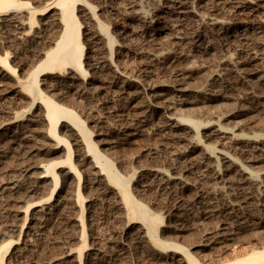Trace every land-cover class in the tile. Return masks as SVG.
<instances>
[{
	"label": "bare ground",
	"instance_id": "bare-ground-1",
	"mask_svg": "<svg viewBox=\"0 0 264 264\" xmlns=\"http://www.w3.org/2000/svg\"><path fill=\"white\" fill-rule=\"evenodd\" d=\"M90 1L91 0H0V93L4 95L3 98L10 100V110L4 112L5 118L0 122V149L2 148L0 154L4 158V156L10 151H19L21 152L22 156L24 155L25 157H28V159H30V157H36V161H38L37 156L39 157V160L41 158L39 155L44 157L34 165L32 164V168L37 171L35 175H26V179L24 180L15 178L10 180L9 178L5 182H0L1 196L2 194L6 195L5 197L8 199V201L21 203V207H17L16 213L19 214L21 217V222H23L22 224L19 223L15 225H9L7 229L8 232L0 234V264H13V257L21 258L23 255L24 246H20L18 238L17 240H12V235L10 236V233L14 235L17 231L19 232V228H22L25 223H27L26 229H29L30 227L34 226L31 225L32 222L33 224H36V216H40L42 220L45 219V221H47L46 219H50V217H52V213L55 212V209L60 210L62 208L63 212V209L65 208L64 206L68 202L70 203L73 198L76 199V204L80 205V210H82L81 208L83 205V198H81L82 195L80 192V187L83 188L84 186H81V183L82 185L88 184V187L95 188L113 201V208L115 209V214H117V217L119 216L118 218H127L128 224L124 226V229L128 230L127 232L134 229L136 227L135 224H143L145 227L144 230H139L140 227L137 226L138 231H134V234H130L131 232L126 233V236H128L129 239L134 242V244L142 245V243L147 241H144L146 237L153 239L158 224H161L160 221L162 220L160 217L149 213L146 211V208L143 205L133 200L130 192L132 191L130 190V186L132 184L125 183L123 181V177L120 175L121 173L115 170L114 165L113 168V163L111 164L108 160L109 157H106L103 154L101 147H98L94 142L95 140H93L92 137L95 136L94 132L96 130L91 131L86 123L90 119L89 117L91 114L89 113L90 115L88 118V115L86 116L88 119L86 122L82 120L81 117H79L81 112L78 115L77 111L74 110L77 112L75 113L72 110L73 107L75 108L74 104H71L72 101L68 102L71 104V106L73 105V107H68L70 106L67 105L69 103H65L67 102L68 98L89 102L101 96L107 98V103L117 100L121 106V109H132L133 112L128 111L127 114L128 116H131V122H129L137 129L145 128L152 119H156V115H159L157 119V121L159 120L157 130L159 129L158 131L167 137H170L181 143H185L184 145L187 146V148L194 150L199 146L200 134L203 133L205 127L196 121L182 118L180 113L182 112V106L188 100V94L193 93L196 98V95H200V91L197 89L192 90L193 88H190L191 84H189L190 87L188 86V79L185 76L186 72H184L185 70L180 69L181 71L177 70V74H179L173 80H171V82L168 81L167 84L169 85L160 86L164 89L165 87L170 88L173 94L168 97L158 93L154 84H152L151 80V82H149L148 78V74H150L149 69L151 63H144L145 60L143 62L140 61V58H142L140 50H147V48H149L146 51L148 59L152 62V64H159L165 68H173L179 58L189 60L193 63V65L195 64L194 66L197 64L200 68H204V61L202 58H204L206 55L209 56L210 54V48L208 46L207 40L210 38H207L209 34L206 35V32L208 30L211 32L215 31V33L218 32L217 34H223V36L221 35L222 37H226L231 40L232 44L233 41H236L240 44L238 45L242 47V51H240L236 45L232 46L234 49L231 51H234L235 54L240 55L243 50L247 52L244 61H241V63L243 62L242 65L246 66V68H243L244 70L241 68L242 71L247 69V73L250 74H254L258 71L264 73V0H154L162 7L163 15H161V11L159 15L158 12L152 15L150 11H147L145 9L146 5L143 6V3L148 0H130L127 3L129 8L128 12H126V15L123 13V15L126 16V27L123 30L121 29L122 31L119 34L117 33L119 37L118 39L115 38L116 35L114 37V34H111L108 26L101 20L102 11L106 4L105 0H95L94 2ZM215 5L220 6V10L217 9V7L213 8ZM151 15L155 19L152 18ZM80 18H82V20L84 19V22L87 23H85L87 26L83 27V30L81 27L82 23L80 22ZM186 20L192 21L195 27L194 30L191 31L189 28L187 30L188 32L186 30V32L181 31L183 24L184 28L185 24L187 23ZM134 25H136L135 27H138L137 25H139L141 29L144 30L146 38L143 43H140V46L138 45L139 47H137L135 44L136 48L129 45L132 38L130 41H128L129 44L127 43V40H129L127 38L130 35V32H133L132 27ZM84 39L88 40L87 48H85L86 46L84 45ZM3 45H7V47L10 45L11 51L9 52L2 49ZM231 51L229 53H231ZM212 52L213 51H211V53ZM223 54L225 53L223 52ZM223 54H221L222 56L220 59H216H219V63L224 64L226 62H234L235 59L232 60V57H230L229 54ZM237 65L238 63L236 66ZM129 66H132L135 69L136 74L134 76L133 73L129 71ZM236 68L239 72L240 69H238V66ZM128 72H131L132 75H130ZM201 73L204 75V72ZM219 73L216 71L209 72L205 74V80L207 82L217 80ZM142 95L146 96V101L143 100ZM103 101H105V99ZM98 102V104H101L100 101ZM191 102H193V100ZM88 105L90 104L88 103ZM101 105L98 106L100 107ZM86 113H88V111H85V115ZM92 116L94 117V115ZM83 117L85 118L84 115ZM210 119L213 120L214 118L211 117ZM98 123H100L101 126L103 124V122ZM122 123H124V121ZM122 123L120 122L118 124L119 127ZM124 124H126V122ZM124 124H122L123 127ZM209 126L210 124L208 127ZM181 130L183 133L180 132ZM209 132L210 131H208V133ZM98 134L102 135L103 133ZM225 134L226 132L221 126L214 124L212 127V133L207 135V137L209 136V139L215 141L213 142L210 140V142L216 143L215 147L205 148L203 150L201 149L202 152L198 153L199 156H193L197 157L195 158L197 160L192 161L193 164L195 162L198 169L204 173L211 174L213 177H217L219 173L218 162H221V165L224 168L222 166L221 167L224 170L231 169L235 171L237 174L236 176H238L241 189H243V186L247 187V189L249 188L250 190L257 191L261 182H258L256 175L250 170L253 167H250L249 169L242 164H238L235 158L232 156L233 154L230 151L229 152L232 155L226 152L228 147V150H230V146L228 144L230 141H225V136H227V138L230 136ZM38 136L45 140L44 146H39L36 148L31 146L28 147L27 142L36 141ZM201 136L203 135L201 134ZM204 142H206V140H204ZM231 143L230 145L232 148ZM233 148L236 150H234V152L240 154L243 157L257 155L258 161L261 159L260 161L264 162V140L244 141L243 139H238L237 144ZM257 158H255V161H257ZM186 159L188 160L189 158ZM251 159L252 158L250 157V160ZM250 160L247 162H251ZM252 160H254V158ZM247 162L245 159V164ZM193 164H191V166ZM141 168L142 172L145 173L144 175L148 178V182L146 181V184L148 183V185H155L161 190H172V188L175 186L180 185L181 187L184 184L183 177L185 175L180 170V167V169L175 167L178 168L176 169L178 171L174 170L172 172H168L169 170L166 171L158 165H152L149 167L142 165ZM260 169L261 168H259V170ZM260 175L264 177V168L262 169ZM26 181L27 185L28 183L32 185L25 188ZM43 183H46L48 184L47 186H49V197H47L46 202L38 205L35 204L36 202L23 203L21 201V197L19 196L24 189H27L26 191L28 193H33L36 191L35 188L37 189V187ZM59 183H61L60 190L56 191ZM259 190L264 191V189ZM216 191L220 193L218 190ZM210 193H212V191ZM262 193L264 194V192ZM22 203L24 204L23 206ZM239 205L242 206V204ZM247 205L248 204H246V206ZM235 209L236 208H233L232 210ZM169 211H167V213ZM176 214L177 213H175V216ZM252 215L253 214H251V217ZM78 219L82 220L81 216L78 217ZM78 219L75 221L78 222ZM81 220L80 222L82 223ZM237 221L239 222L240 220L238 219L236 222ZM39 222L37 223V231H43L46 227V224L45 222ZM241 222L243 224V221ZM246 222L248 223V221ZM254 223L258 225L257 222ZM80 225L83 226V224ZM76 226L77 229L75 228L73 231L79 237L78 240H81L83 239L84 229L81 233L82 227L78 231L79 225L77 224ZM236 230L238 231V229ZM216 231H218V229ZM216 231L213 239L215 242L225 239L226 233L222 227L218 232ZM251 231L253 232V230ZM79 232L81 234L78 235ZM77 236H75V238ZM260 241H262V239ZM155 244L160 248H174L176 251H170L179 255H182L183 253L188 264H198L187 253V251L183 249L174 246H166L161 242H156ZM256 247L258 246L256 245ZM177 250L182 253L179 251L177 252ZM242 254L243 253H241V255ZM69 255V250H65L61 252L60 258L68 257ZM236 256V258H228L226 260L230 259L229 261L220 264H264V247L253 250L242 257H240L239 254ZM80 261L81 259L79 260V264ZM214 263L217 264L216 262Z\"/></svg>",
	"mask_w": 264,
	"mask_h": 264
},
{
	"label": "rangeland",
	"instance_id": "rangeland-1",
	"mask_svg": "<svg viewBox=\"0 0 264 264\" xmlns=\"http://www.w3.org/2000/svg\"><path fill=\"white\" fill-rule=\"evenodd\" d=\"M92 1L94 2L95 0H91L90 2ZM129 1L130 0H105L106 4L102 11L101 20L108 26V29H110L109 31H111V34H114L113 35L114 37L116 35L115 38L117 39L119 38L118 34L126 27L125 26L126 16L124 15H126V12H128L129 8H128L127 3ZM143 6H145V9L147 11H150L152 15L156 14L157 12L159 15L160 11H161V15H163L162 7L158 5V3H156L154 0L145 1L143 3ZM216 7L217 9L220 10V6L215 5V7L213 8H216ZM81 20L82 18H80V22L83 24V25L81 24V27L83 30L84 29L83 27H86L87 23L84 22V19L82 20L83 22ZM186 21L188 24L185 22L186 23L185 27L183 28L184 26L183 24L181 31L186 32L189 28H190L189 30L191 31L194 30L195 27L192 21L190 20L189 21L186 20ZM135 26L136 25L132 27L133 32H130V35L127 38L129 39L127 40L128 44H129L128 41H130L132 38L129 45H131L134 48H136V45L137 47H139L140 43H143L144 40L146 39L144 30L141 29L139 25H137L138 27H135ZM217 33H215V31L211 32L209 30L206 32V35L209 34L207 38L209 37L211 39V40L210 39H207V40H208V46L210 48V54L212 56L210 54L209 56L206 55L204 57L206 60L202 58L204 61L203 62L204 68H200L197 64L196 66H194L195 64L193 65L192 62H190L189 60L183 59V58H179V60H177L176 65L173 66V68L172 67L165 68L159 64H155V63L152 64V62L148 59L146 55L147 53L146 51L149 48H147V50L141 49V50H144L145 52L139 49L141 52L142 58H143V59L140 58V61L143 62L145 60L144 63L148 62L149 64L150 63L152 64V65L150 64V69L152 68L153 70L149 69L150 74H148V78H149V82L152 81V84H154L158 93H161L168 97H170L173 94L170 88L165 87L164 89V88H161L160 86L169 85L167 84L168 81L171 82V80H173L179 74V73L177 74V70L178 71L185 70L184 72H186L185 76L188 79V86L189 84H191L190 85L191 87L190 86L189 87L193 88L192 90L197 89L198 91H200L199 92L200 95H196V98L193 93L188 94L189 96V97L187 96L188 100L186 99L187 102L181 108V111L184 113L182 112L180 113L182 118L196 121L198 123H201L202 126L205 127L206 131L204 130L203 133H201L203 136H201L200 134V142H199V146L197 147V149L191 150L187 148V146L184 145L185 143L183 142L181 143L177 140H174L170 137L165 136L163 133H160V131H158L159 129L157 130V125L159 121V120L157 121V119L159 115H156V119H152L145 128L137 129L136 127L131 125L130 123L131 116H128L127 114L128 111L133 112L132 109L131 108L121 109V106L117 100L107 103L106 102L107 98L100 96L98 97L99 99L98 98L94 99L97 102L94 100L89 101V102L87 101L83 102L81 100L79 101V100H75L71 98H68L67 102H65L67 104L72 101L71 104L73 103L75 108L73 107V105L71 106L70 103L67 104V105H70L68 107H73L72 110L77 111L78 113L75 111L74 112L77 113L78 115L81 112L80 115L81 114L82 115L81 116L79 115V117H81V119L84 120L85 122L88 120L87 118L91 114L89 117L90 119L86 123L91 131L96 130L95 132L93 131L95 136H93L92 138L93 140H95L94 142L97 144V146L101 147L103 154L106 157H109V159L108 158L107 159L110 161L111 164L113 163L112 166L113 165L115 166V170L121 173L120 175L123 177L122 178L123 181L125 183H129V184L131 183L132 184L130 186L131 188L134 187L133 189L130 188V190L132 191L134 190L133 191L134 193L130 191L131 197L133 198V200L143 205L146 208V211H148L149 213H152L160 217L161 220L164 222L163 223L162 221H160L161 224L160 223L158 224L156 233L154 234V238L149 239L148 237H146V239H144V241L147 240L146 242H144L145 244L144 243H142V245L134 244V242L131 239H129L128 236H126L127 235L126 233L131 232L130 234L132 233L134 234V231H138V227H140L139 230H144L145 227L143 226V224L137 223L135 224L136 227L134 229L127 232L128 230L124 229V226L128 224L127 218L125 217L118 218L119 216L117 217V214H115V209L113 208V201L110 198L106 197L104 194H102L100 191L96 190L95 188L88 187L89 186L88 184L82 185L81 183V186H84L83 188L80 187L81 188L80 192L82 195L81 198H83L82 200L83 205L81 208L82 210H80V207H79L80 205L76 204L75 202L76 199L73 198L71 200L72 202L70 201V203L68 202L69 204L67 203L64 206L65 207L63 209L64 213L62 212V208L60 210L55 209L54 210L55 212L52 213V217H50V219L47 218L46 219L47 221H45V219L42 220L40 216H36V224H33L32 222L31 225H34V226L30 227L29 229L27 228L28 230L26 229L27 223H25V225L22 228H19V232L18 231L16 232L17 234L15 233L13 235L12 233H10V236L12 235L11 236L12 240H17L18 238L19 239L18 242L20 246L22 247L24 246L23 255L21 256V258L16 257L18 259L13 257L12 259L13 264H20V263L21 264H33V263L34 264H79L80 259H81L80 264H188L182 252L177 250V252L179 251L180 253H182L183 256L175 252L173 253L172 251H176L174 248H167V247L160 248L155 244L156 242H161L162 244L166 246L167 245L172 246V247L174 246V247L187 251V253L198 264H215L214 262H216L217 264H220V263L229 261L230 259L226 260L228 258H232V259L236 258L237 257L236 255L238 254L240 257H242L253 250L264 247V230H263L264 229V194L262 193L264 191L259 190V189H264V180H263L264 177L260 175L262 169L264 168L263 167L264 162H261L260 161L261 159H259L258 161L257 155L252 154L255 156H250V155L249 157L244 156L246 157L245 158L246 162L250 160V157L252 159L254 158V160L251 159L250 160L251 162H247L245 164V159H243L244 157L234 152L235 149L233 148L237 144L238 139H243L244 141L264 140V127H263L264 124H262L264 123V91H263L264 90V73L261 71H258V72H255L254 74H250V73H247V69H245V71H242V69L246 68V66H243L242 65L243 62L241 63V61H244V58L246 57L247 52L243 50V52L240 55L235 54L234 51L233 52L231 51L234 49L232 46L236 45L237 48L240 51H242L241 50L242 47L239 46L240 44L237 43L236 41L235 42L233 41V44H232L231 40H229L226 37H222L223 34L221 33L217 34ZM84 41H85L84 45L86 46L85 48H87L88 40L84 39ZM9 47L10 45L8 47L7 45L6 46L3 45L2 49L10 52L11 47L10 48ZM229 50L231 51V53H229L230 52ZM211 51H213L214 53L212 52L213 53L212 54ZM223 52L225 54H229L230 57H232V60L235 59L234 60L235 64L234 62L232 63L226 62L224 64L219 63L218 61L220 57L222 56L221 54H223ZM217 58L219 59L216 60ZM237 63H238L237 65L238 69H240L239 72L236 68ZM190 65H192L193 67ZM131 67L132 66H129L128 68H130L129 71H131L134 76L136 74L135 69ZM208 68L211 70H209ZM131 69H134V70H131ZM205 71L207 73L212 72V71H216L218 73L220 72L219 73L220 78L218 77L217 80H214V81L212 80V81L207 82L205 80V74H207ZM131 72H128V73L132 75ZM201 72H204V75ZM131 90H134V89H131ZM3 97L4 95L0 93V122L5 118L4 112L10 110V100H7L6 98H3ZM142 97H143V100L146 101V96L142 95ZM104 99L105 101H103ZM192 100L193 102H191ZM98 101H100L102 105L98 104L99 103ZM91 102H94V103H91ZM88 103L90 105H88ZM91 105H92V108H91ZM98 105H101V106L99 107ZM85 107H86V110H85ZM88 108L89 110L91 108L90 112ZM85 111L86 112L88 111L86 115H85ZM210 113L212 114V116ZM83 115L85 116V118L83 117ZM92 115H94L95 118ZM119 116H122L123 118ZM211 117H213L215 120L210 119ZM122 120L124 121V123L126 122V124L122 123L123 122ZM119 121L122 124H124V127L122 124L119 127L118 125L120 123ZM127 121L128 122L130 121V122L128 123ZM98 122H103L102 126ZM218 122L222 123L223 125L219 124ZM213 123L217 124L218 126H221L226 132L225 135L230 136L227 138V136L224 135L225 141L227 142L230 141L228 142L230 146V150H228L229 149L228 147L226 149V152L229 153L230 155L233 154L232 156L235 158L238 164H242L249 169L250 167H253L250 170L256 175V179L258 180V182H261L260 187L257 191L250 190L249 188L247 189V187H243V186L242 188L244 190L241 189V185L239 184L240 182L238 180V176H236L237 174L235 173V171L231 169L224 170L223 169L224 167L221 165V162H218V172L219 173L217 177H213L211 174L204 173L203 171L198 169L195 162L193 164L192 161L197 160L195 159L197 157H193V156H199L198 153L202 152L203 149L210 148V147L212 148V147H215L216 145V143H213L215 141H213L212 139H209V136L207 137V135L212 133V127L214 126ZM209 124L210 126L208 127ZM208 131H210L211 133L210 132L208 133ZM180 132L183 133L182 130ZM98 133H103V134L99 135ZM204 136L207 138H205ZM40 138L41 137L38 136L36 141H28L27 146L28 147L31 146L34 148L39 147V146H44L45 140H43L42 138L40 139ZM203 139L206 140V142H204ZM210 140L213 142H210ZM96 141L99 143H97ZM230 143L232 144V148H231ZM1 150L2 148L0 149V151ZM10 152H8L5 155L6 157L4 156V158L0 154L1 156L0 157V182L2 181L5 182L9 178L10 180L14 178L24 180L26 179V175H35L37 171L34 168H32V166L36 162L40 161L41 158L42 159L44 158L42 155H39L41 158L39 160L38 159L39 157L37 156L38 161H36L35 160L36 157H30V159H28V157H25L24 155L22 156L21 152L19 151H10ZM186 158H189V159L187 160ZM255 158H257V161H255L256 160ZM190 163L193 165L191 166ZM142 165H144L145 167L146 166L149 167L152 165H158L166 171L169 170L168 172H172L174 170L178 171L176 169L180 167L181 169L180 168L179 169L185 175L183 177L184 184L181 187L180 185L175 186L174 188H172V190L171 189L161 190L155 185H148V183L146 184V181L148 178L144 175L145 173L142 172V168H141ZM175 167H178V168H175ZM259 168L261 169L259 170ZM215 179H217L218 181ZM30 185L32 184L28 183L27 185V181L25 182V188H27V186H30ZM47 185L48 184L46 183L40 184L37 187V189L35 188L36 191H34L33 193L31 192L28 193L26 191L27 189L26 190L24 189L19 196L21 197L20 198L21 201L23 203L25 202L35 203L36 202L35 204H38V205L43 204L44 202H46L47 197H49L48 196L49 186ZM59 185H58L59 187L57 186L58 189L56 188V191L60 190L61 183H59ZM216 190H218L220 193H218ZM211 191L212 193H210ZM253 193H256V194H253ZM222 195L223 197L225 196L224 197L225 200L223 199ZM5 196L6 195H3V194L1 196V193H0V234L7 233L8 232L7 229L9 225L23 223L21 222V217L19 216V214L16 213V209L17 207H21V203H15L12 201H8V199ZM243 199L247 201H244ZM259 201L261 202V204ZM23 203H22V206L24 205ZM239 204H242V206ZM246 204L248 205L246 206ZM233 208H236L237 210L236 209L232 210ZM173 210L175 211V213H177L176 216ZM167 211L169 212L167 213ZM245 211L247 213L249 212L250 213L247 214ZM210 212H212L213 214ZM251 214L254 215V216L252 215L253 218L251 217ZM80 216L82 218V220L80 219L82 223L78 219V217ZM76 219H78V222H76L77 221ZM238 219L240 220L239 221L240 223L238 221L236 222V220ZM253 220L254 222H257L258 225L255 224ZM241 221H243V224ZM246 221H248L249 224ZM38 222L39 223L45 222L46 224L45 229L47 230L44 229L43 231H37ZM77 224L79 225L78 231L82 227L81 229V233H82V230L84 229L83 230L84 235L82 234L83 239H81L82 241L78 240L79 237L73 231V229L75 230V228L77 227L76 226ZM80 224H83V226ZM239 226L242 230L239 228ZM251 226H257V227H251ZM221 227L225 231L226 237L225 239H221L220 241L218 240V242H215L213 240L215 236L214 235L215 231L217 229L219 231ZM236 229H238V231ZM251 230H253V232ZM81 233L79 232L78 235ZM75 236L77 237L75 238ZM261 239L262 241H260ZM74 242L75 243L78 242V243L75 244ZM256 245L258 247H256ZM65 250H69L70 255L68 257L60 258L61 252ZM78 252L80 256L78 255ZM241 253L243 254L241 255ZM229 255L230 256L232 255L233 257L232 256L230 257Z\"/></svg>",
	"mask_w": 264,
	"mask_h": 264
}]
</instances>
